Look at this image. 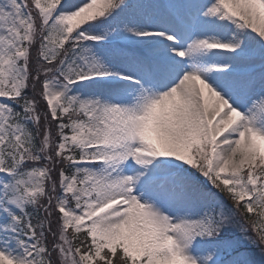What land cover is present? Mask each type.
Wrapping results in <instances>:
<instances>
[{"label": "snow or ice", "instance_id": "obj_1", "mask_svg": "<svg viewBox=\"0 0 264 264\" xmlns=\"http://www.w3.org/2000/svg\"><path fill=\"white\" fill-rule=\"evenodd\" d=\"M0 264H264V0H0Z\"/></svg>", "mask_w": 264, "mask_h": 264}, {"label": "trees", "instance_id": "obj_2", "mask_svg": "<svg viewBox=\"0 0 264 264\" xmlns=\"http://www.w3.org/2000/svg\"><path fill=\"white\" fill-rule=\"evenodd\" d=\"M41 107H43V105H41Z\"/></svg>", "mask_w": 264, "mask_h": 264}, {"label": "rangeland", "instance_id": "obj_3", "mask_svg": "<svg viewBox=\"0 0 264 264\" xmlns=\"http://www.w3.org/2000/svg\"><path fill=\"white\" fill-rule=\"evenodd\" d=\"M51 239V238H50Z\"/></svg>", "mask_w": 264, "mask_h": 264}]
</instances>
